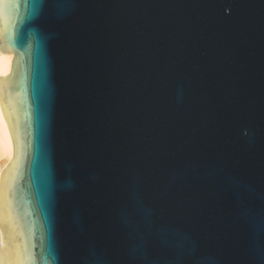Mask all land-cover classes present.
<instances>
[{
	"label": "water",
	"instance_id": "95a60500",
	"mask_svg": "<svg viewBox=\"0 0 264 264\" xmlns=\"http://www.w3.org/2000/svg\"><path fill=\"white\" fill-rule=\"evenodd\" d=\"M0 52V264H264V0H7Z\"/></svg>",
	"mask_w": 264,
	"mask_h": 264
},
{
	"label": "bare ground",
	"instance_id": "6f19581e",
	"mask_svg": "<svg viewBox=\"0 0 264 264\" xmlns=\"http://www.w3.org/2000/svg\"><path fill=\"white\" fill-rule=\"evenodd\" d=\"M13 54H5L0 52V77L7 76L10 73ZM13 158V143L2 116L0 107V177L4 168Z\"/></svg>",
	"mask_w": 264,
	"mask_h": 264
},
{
	"label": "snow or ice",
	"instance_id": "6c2138e0",
	"mask_svg": "<svg viewBox=\"0 0 264 264\" xmlns=\"http://www.w3.org/2000/svg\"><path fill=\"white\" fill-rule=\"evenodd\" d=\"M7 0H0V4ZM25 6L29 9V16H47L55 21L62 8L66 7L68 0H24Z\"/></svg>",
	"mask_w": 264,
	"mask_h": 264
}]
</instances>
